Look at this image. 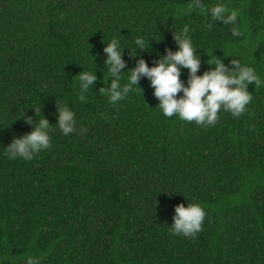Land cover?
<instances>
[{"label": "trees", "instance_id": "1", "mask_svg": "<svg viewBox=\"0 0 264 264\" xmlns=\"http://www.w3.org/2000/svg\"><path fill=\"white\" fill-rule=\"evenodd\" d=\"M188 2L0 0V262L264 264V87L250 84L248 111L222 110L209 127L165 117L146 76L115 105L99 95L108 40L126 46L130 73L140 58L151 67L175 51L185 24L202 47L198 74L214 67L207 61L219 47L225 64L237 57L264 79V0H225L240 12L241 37L222 21L209 31L200 15H184ZM138 35L148 49L134 51ZM93 62L98 79L81 100L77 75ZM57 102L75 111L77 131L52 125L49 149L7 158L3 147L32 130L23 112L37 119L41 109L56 124ZM189 202L205 208L203 230L174 235L175 205Z\"/></svg>", "mask_w": 264, "mask_h": 264}, {"label": "clouds", "instance_id": "2", "mask_svg": "<svg viewBox=\"0 0 264 264\" xmlns=\"http://www.w3.org/2000/svg\"><path fill=\"white\" fill-rule=\"evenodd\" d=\"M184 15L196 13L203 17L207 23L204 25L207 30H212L217 21L230 27L231 35L241 37L243 35L240 25V12L230 8L225 0H189L182 6ZM192 29L185 24L180 31H175L174 38L178 48L173 51L169 48L165 55H162L153 63V66L138 59L131 72L122 71L128 68L123 58V49L118 37L107 41L104 52L107 54L104 64L108 72L105 84L99 88V95L107 96L111 104L115 105L124 100L142 77H148L154 88V96L158 98V106L165 117H178L182 121L195 122L204 127L215 126L221 111L231 113L233 117H239L248 111V106L253 101L252 91L249 85L254 83L256 88L264 87V79H261L256 68L243 64L236 57L230 61L231 66L225 64L224 60L217 55L209 54L207 63L213 65L203 74H198L201 67V55L196 51L190 35ZM150 38L137 36L134 40V51L149 48ZM129 48V47H128ZM133 51L132 48H129ZM93 71L82 70L77 75L81 100H85L83 93L90 88L93 91L97 66ZM189 70V77L185 83L181 79V69ZM105 73V71H104ZM128 73L127 75H125ZM113 79L108 84V77ZM126 81V82H125ZM141 89V88H140ZM178 93L182 95L178 96ZM58 103V102H57ZM35 109V117L38 110ZM34 119L32 116H23L27 123L31 124L32 130L22 136H13L11 142L4 146V154L11 160L24 159L31 161L40 152L52 146L51 126L56 125L59 131L68 136L77 131L76 113L67 105L58 103V117L56 124H50L49 120L42 114ZM207 213L205 208L198 202H189L175 205L173 223L170 227L171 233L184 237H195L203 230V223ZM42 255H27L25 264H42ZM4 261L0 262L3 264Z\"/></svg>", "mask_w": 264, "mask_h": 264}]
</instances>
